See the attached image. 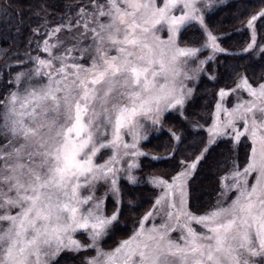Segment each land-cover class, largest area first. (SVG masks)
<instances>
[{"label": "snow or ice", "instance_id": "snow-or-ice-1", "mask_svg": "<svg viewBox=\"0 0 264 264\" xmlns=\"http://www.w3.org/2000/svg\"><path fill=\"white\" fill-rule=\"evenodd\" d=\"M223 2L71 0L59 20L41 6L27 50L0 49V264L68 256L79 264H264V0L241 20L249 40L239 53L206 22ZM15 15L14 5L0 6L6 27ZM192 27L201 39L190 44L183 34ZM243 54L259 74L228 63ZM221 67L231 86L214 94L210 123L193 124L206 138L181 153L186 137L168 129L167 156L151 159L173 160L172 170L148 176L151 206L105 247L120 228L121 179L141 183L149 129L159 130L165 113L183 116L189 82L216 81ZM221 143L227 154L214 160ZM205 166L222 171L217 194L193 211L192 184Z\"/></svg>", "mask_w": 264, "mask_h": 264}, {"label": "trees", "instance_id": "trees-1", "mask_svg": "<svg viewBox=\"0 0 264 264\" xmlns=\"http://www.w3.org/2000/svg\"><path fill=\"white\" fill-rule=\"evenodd\" d=\"M71 2V0H0V6L5 4H12L15 6L16 15L12 24L7 27L0 19V49L10 48L11 55L13 52H21L28 43L31 37V29L35 28L43 21L44 12L41 11V6L48 11L50 20H59L60 15L65 11L64 5ZM258 0H227L224 3L218 4L213 10L206 15V22L216 33L225 34L223 44L230 51L239 53L240 50L248 42L249 34L245 29L241 20H246L247 16L259 7ZM37 13H39L37 15ZM15 24L19 25L20 31L17 32ZM188 31L184 32V35ZM264 39V38H263ZM3 59L6 56L1 55ZM219 59L223 60V57ZM228 63L233 67L238 66L240 71L247 69L249 72L255 70L257 74L260 72V67L257 63H249L248 54L242 56L231 57ZM212 65H207L210 68ZM231 80L227 77L224 69L219 68L218 79L212 81L208 79L207 75H203L195 92L189 103L185 107V115L188 120L205 122L207 116L213 107L215 101V93L221 87H230ZM184 117L169 113L165 116L164 127L172 129L173 131H181L185 139L184 145H181V153L188 151L191 143L199 136H204L202 132H192ZM170 134L163 131L158 135L151 136L149 141L144 144V149L152 155L166 157V147L169 146ZM228 145L219 144L214 146L212 159L219 160L227 154ZM142 169L154 173L170 172L171 166L174 163L170 159L152 160L149 157H143ZM222 174L221 170L215 166H205L198 172V175L192 185V194H194L193 205L195 209H200L208 205V202L213 197L217 185V179ZM124 196V209L120 217V228L113 234V238L109 239L114 244L116 240L124 237L131 231L133 221L145 212L151 202L153 191L146 186L130 185L127 182L122 183ZM133 201L134 206L128 207V201ZM75 258L66 257L62 264H72Z\"/></svg>", "mask_w": 264, "mask_h": 264}, {"label": "rangeland", "instance_id": "rangeland-1", "mask_svg": "<svg viewBox=\"0 0 264 264\" xmlns=\"http://www.w3.org/2000/svg\"><path fill=\"white\" fill-rule=\"evenodd\" d=\"M225 1H227V0H224V2H225ZM224 2H223V3H224ZM218 4H221V3H218ZM218 4H215V5L213 6L212 9L208 10V11L206 12V15H207V13H209L211 10H213L216 6H218ZM41 23H43V21H42ZM41 23H40V24H41ZM187 31H188V33L184 35V41H186L187 43H190V44L197 43L198 41H200V39H201V35H200V32H199V30H198L197 27L189 28ZM247 31H248V30H247ZM248 34H249V32H248ZM248 40H249V38H248ZM258 43H264V39L258 36ZM27 45H28V43H27ZM27 45H26L25 48L20 52L21 54H22L24 51L27 50ZM33 47H35V45H33ZM33 54H34V53H33ZM206 55H208V52H207V51H205V53L201 56V59H203L204 56H206ZM0 56H1V55H0ZM221 57H222V56H221ZM5 60H6V59H3V57H0V66H2V65L4 64ZM220 60H221V59H220ZM206 66H207V65H206ZM206 66H205V67H206ZM202 76H203V75H201V76L199 77L198 80H195V81H191V82H189L188 86L194 89L191 98L193 97L194 92H195V89H196V86L198 85V83H199L200 79L202 78ZM191 98L188 100V102L186 103V105L189 103V101L191 100ZM215 98H216V97H215ZM214 102H215V101H214ZM186 105H185V107H186ZM213 105H214V104H213ZM212 110H213V107H212ZM212 110H211V111H212ZM169 113H170V112L165 113V116H166L167 114H169ZM171 113H174V114H176V115H177V114L180 115V114H179L178 112H176V111H172ZM184 115H185V111H184ZM184 115H183L182 117H184ZM180 116H181V115H180ZM184 120L187 121V124H188V126L191 128V130H192L193 133H195L196 131H198V132H202L203 135H204V137L206 138L207 133L204 132L203 130H200V129H194V128H193V124H194V123H199V124H203V125L206 126L207 123H210V121L199 122V121H192V120H188V119H184ZM167 130H168V129H166V127H164V121H163V125H162V127H160L159 130L149 129V131H148V133H147V135H148V139H147V140H144V141L141 142V148H142V150L145 151V152H147V151L144 149V144H145L147 141H149V139H150L151 136L158 135L159 133H161V132H163V131H167ZM178 132L181 133V131H178ZM151 156H153V155L150 154L148 157L151 158ZM239 157H240V160L243 161V159H244V150H241V151L239 152ZM142 160H143V157H140V158H139V162H140V164H141V168L138 169V170H136V173H135V174L140 178V180H141V183H139V184H137V185H139V186H146V187L150 188V189L153 191L152 198H151V202H152V201H153V198H154V195H155V190H154V189L152 188V186H151L150 184H148L146 181H147V178H148L149 175H151V174H157V173H154V172H151V171H147V170H146V171H145V170H144V171L141 170V169H142V163H141ZM152 160H153V159H152ZM158 174H159V173H158ZM123 181H124V182H127L126 180L121 179L120 183L122 184ZM127 183H128V182H127ZM130 185H132V184H130ZM192 185H193V184H192ZM133 186H134V185H133ZM217 190H218V179H217V185H216V188H215V192H214V194H213V197H212V198L210 199V201L208 202V205H209L210 203H213V202H214V198H215V196H216V194H217ZM102 193H103V189H101L100 192H99L98 194H102ZM192 198L194 199V194H192ZM193 199H191L190 206L192 207V210H193V211H197L198 209H195V208H194L195 205H193V202H194ZM151 202H150L149 207L151 206ZM208 205H207V206H208ZM207 206H205V207H203V208H206ZM106 207H107V210H108L109 213H110V212L113 210V208H114L113 202H112V200H111L110 198H109L108 200H106ZM149 207H148V208H149ZM203 208H200V210H202ZM143 213H144V212H143ZM78 239L85 240L86 237H85V236H79ZM109 242H110V240H109V239H106V240L103 242V243H104V246H105V247H110V246L113 245L112 243H109ZM69 257H73V256H69ZM73 258H75V260H74V262H73L72 264H79L81 257L76 256V257H73Z\"/></svg>", "mask_w": 264, "mask_h": 264}]
</instances>
